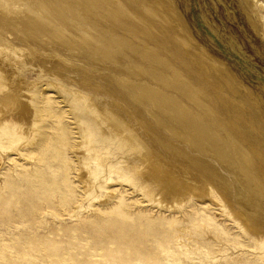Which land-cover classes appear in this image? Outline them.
Instances as JSON below:
<instances>
[{
    "label": "bare ground",
    "instance_id": "6f19581e",
    "mask_svg": "<svg viewBox=\"0 0 264 264\" xmlns=\"http://www.w3.org/2000/svg\"><path fill=\"white\" fill-rule=\"evenodd\" d=\"M238 2L254 32L264 38V0ZM179 8L177 0H0V145L23 138L34 167H41L39 151L32 153L29 147L33 109L28 90L34 84L22 73L39 68L84 90L93 87L107 97L101 103L87 91H73V96L93 115L102 135L134 142L141 162L134 173L147 197L158 193V203L167 209L182 207V215L138 210L130 217L131 212L117 205L118 216L89 220L87 227L97 232L99 222L104 234L151 258L148 243L160 228L168 227L173 246L185 250L192 244L202 248L194 242V229H213L216 240L232 235L217 218L221 211L249 239L244 245L258 253L241 258L240 264H264V108L257 112L258 95L243 85L237 69L199 43ZM147 14L156 20L151 26L145 23L149 17L143 18ZM211 14L207 7L201 12L203 23L244 56L235 36ZM58 138L65 143V135ZM86 139L80 146L84 155L112 170L98 141ZM49 143L43 147L48 149ZM89 163L77 169L83 191L93 186ZM40 175L47 178L46 169ZM62 182L73 183L66 169ZM118 200L124 204V195ZM212 233L208 236H216Z\"/></svg>",
    "mask_w": 264,
    "mask_h": 264
},
{
    "label": "rangeland",
    "instance_id": "374dc122",
    "mask_svg": "<svg viewBox=\"0 0 264 264\" xmlns=\"http://www.w3.org/2000/svg\"><path fill=\"white\" fill-rule=\"evenodd\" d=\"M177 3L199 43L207 44L214 56L226 61L233 70L237 69L243 85L258 95L261 108L257 112L262 114L264 89H260L259 84H264V38L254 32L251 23L247 22L245 14L238 7V0H177ZM206 7L210 8L213 21L235 36L244 56L231 51V47L224 45L203 23L201 12ZM146 12L143 10L144 14ZM145 16L150 19L148 22L145 20L147 26L156 21L148 14L143 18ZM261 17L264 19V13ZM147 39L151 42V39ZM148 42L143 41L142 44L149 47ZM22 75L34 84L28 90L33 109V123L30 126L33 140L29 147L32 153L39 151L42 165L34 167L23 138H15L4 147L0 145V264H240L241 258L258 254L244 245L249 239L221 211L217 218L228 225L232 235L216 240L218 238L213 229H194V242L202 248L190 241L191 249L185 250L173 246L168 227L160 228L148 243L149 252L152 250L154 254L151 258L143 257L139 250L128 249L124 241L109 237L106 231L104 234L105 226L99 222L95 223L97 232L90 230L87 227L89 220L118 216L117 205L131 212L133 215L130 217L138 210L148 211L151 215L161 212L182 215V207L167 209L158 203V193H154L149 197L152 200H149L141 179L134 173L136 164L141 163L134 142L112 133L102 135L95 118L80 104L81 99L73 96V91L93 94L98 103L102 102V97H106L104 94L93 92V87L92 90H84L75 81L39 71V68ZM46 97L47 102L44 101ZM62 135L66 139L61 145L58 137ZM87 137L98 141L96 144L100 146L103 161L111 164L112 170L84 155L80 146L86 145ZM47 140H50L48 149L43 147ZM86 162H90L93 169V186L83 191L78 183L77 169L84 167ZM124 166L127 168L123 169ZM120 168L122 171L118 172ZM41 169H46L47 178L40 175ZM65 169L68 180L73 182L68 186L62 182ZM28 170L35 172L29 174ZM110 178L112 181H108ZM120 194L124 195V204L118 200ZM106 195L104 200L99 201L100 197ZM186 205L184 203L183 207ZM197 208L198 213L204 216L200 205ZM182 222L185 224L183 219ZM208 232H214L212 234L216 236L209 234V237ZM198 233L202 236H197ZM237 241L238 244H235ZM222 244L226 247H220ZM238 254L242 256L234 257Z\"/></svg>",
    "mask_w": 264,
    "mask_h": 264
}]
</instances>
